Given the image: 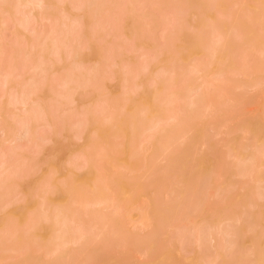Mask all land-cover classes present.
Returning a JSON list of instances; mask_svg holds the SVG:
<instances>
[{
    "label": "rangeland",
    "instance_id": "obj_1",
    "mask_svg": "<svg viewBox=\"0 0 264 264\" xmlns=\"http://www.w3.org/2000/svg\"><path fill=\"white\" fill-rule=\"evenodd\" d=\"M21 2L22 0H3L5 4L21 5ZM54 2L56 0H46V4H42L43 8L38 5H21L18 12L13 9L6 39L2 27L3 17H0V49L15 53L17 57L31 52L35 39L32 30L40 25L43 29L40 44L49 45L53 37L56 41L58 38V53L63 63L56 65L57 72L75 73L78 84L69 82L70 100L61 99L60 96L53 95L50 83L45 85L40 80L33 79L32 70L37 65H24L18 60L20 71L13 72L7 81V87H4V77L9 71L7 56L0 61V151L9 153L7 166L0 170V175L18 169L26 174L27 170L22 168L23 157L29 153L22 154L16 149L28 146L29 138L33 143L36 142L34 133L37 121H42L45 112L51 119L50 108L53 101L62 109L63 115L65 106L80 111L97 104L112 105L115 103L113 98L121 92L119 75L115 79L103 81L106 95L97 91V78L94 74L90 75L101 59V51L95 44L90 50L81 51L73 61H69L64 53V37L70 33L72 22L82 17L85 24L84 37L90 39L91 33L87 29L90 15H99L107 10L75 11L71 7L74 0H62L65 5L63 11L68 16L65 21L59 12L48 7ZM85 2L93 5L114 2L187 5L188 7L166 10L183 18L194 29L181 32L177 25L179 63L175 66V80H159L162 82L160 89L144 87L151 98L158 96L157 93L165 95L171 92H181L183 97L169 104H162L161 124L166 131L158 128L138 132L123 129L119 151L115 155L109 153L110 158L103 161L104 179L97 180L95 153H85L90 163L76 172V177L85 186V190L78 194L75 206L63 204L70 210L67 213L68 222L75 214L76 222L92 235L93 239L83 244L68 242L60 245L58 252L55 247L52 251L48 247L52 244L47 241L54 233V227L39 219L40 222L36 220L34 224V234L39 237V244L33 243L30 238H21L6 246L3 239L4 209L7 207V214L18 216L23 223L28 219L29 209L33 205L12 203L8 207L5 190L0 186V262L7 264L8 261L21 260L42 264L44 261L56 260L61 264H201L206 260L238 259L242 254L247 255L246 259L258 261L262 214L258 196L262 179L260 144L264 139V73L261 72L260 55L264 37L259 25L260 0ZM209 4L225 6L223 14L221 10L196 7ZM233 5L247 7L235 8ZM148 11L152 12V9ZM249 14L255 18L254 22H249ZM209 22L215 23L225 33V51L221 53L219 60L216 56L211 57L205 46L206 43L209 45L211 39ZM53 28L54 32L51 31ZM124 34L128 37L133 34L131 20L126 23ZM107 41L109 44L121 43L114 35L108 36ZM47 49L49 51L50 48ZM52 52L53 50L46 51L45 60ZM144 55L149 67L145 85L157 71L173 70L167 55L156 61L152 60L154 52L149 50ZM122 59L131 60L134 64L140 63L139 54L129 55L127 49L123 52ZM198 85H201L200 89L189 93L190 87ZM38 86V94L31 97ZM19 90L23 92L20 93ZM154 92L157 93L153 94ZM199 92H203V103L198 104L200 106L194 111L190 108L186 115L190 98ZM17 94L21 96L20 99H16ZM23 100L27 107L22 103ZM42 106L44 110L41 109ZM128 106L130 107L129 103L122 114L124 118ZM131 106L136 107L133 110L137 113V104L132 101ZM30 107H34L33 111L36 110V118L31 114L32 118L27 119L28 124H25L30 130L21 135L24 126L20 130V122L25 121L20 120L26 119V109ZM120 107H124L122 100ZM40 112L41 116L38 117ZM144 116L145 122L147 118ZM73 123L71 115L66 117L61 135L54 136L53 143L45 145L40 156L42 162L49 161L61 175L67 173V163L72 156L82 152L87 146V135L82 141L73 139ZM15 134L21 136L17 137ZM13 140L16 141L15 144L11 143ZM250 154H253L252 160L247 159ZM128 156L130 158L126 159ZM20 183L27 190L31 182L25 179ZM217 192L224 194V198L216 199ZM185 193L186 196L182 197ZM97 196L109 201L96 204L93 200ZM65 199L62 193L51 196L53 207L46 212L53 215L55 205ZM250 204L254 207H249ZM38 214L37 219L42 216ZM229 217L240 218V223L230 221ZM99 218L110 222L107 225L103 222L101 224ZM232 222L235 225L230 224ZM250 226H255L256 230L250 232ZM234 227L237 234L232 230ZM183 237L189 238L184 240ZM248 249H252L254 253Z\"/></svg>",
    "mask_w": 264,
    "mask_h": 264
},
{
    "label": "snow or ice",
    "instance_id": "obj_2",
    "mask_svg": "<svg viewBox=\"0 0 264 264\" xmlns=\"http://www.w3.org/2000/svg\"><path fill=\"white\" fill-rule=\"evenodd\" d=\"M20 4H0V17H3V30L6 33L8 30L9 22L13 18V9L17 12L20 9ZM44 7V5H39ZM50 9L57 11L61 16L68 20V16L64 13L65 5L62 0L48 6ZM71 7L75 11H83L84 9H106L107 11L99 15H90L89 23L87 25L88 31L91 33V38L84 37L85 24L83 18H79L72 22L70 33L64 37V53L69 61H73L81 51L90 50L91 46L95 44L101 51V59L96 63L90 75L94 74L97 78L98 85L97 91L101 95H106L105 89L102 86L104 80L115 79L117 75L121 79V92L117 97H114L115 103L97 104L95 107H90L87 110L77 111L74 108L69 109L67 106L63 109L58 107L55 102H52L50 108L49 120L48 115L45 114L41 120L37 121L35 129L36 142L33 143L29 138L28 146L16 149L19 153H29L23 157L22 168L26 169L25 172L17 170L0 175V186L5 190L6 199L9 201L8 207L12 203L33 205L28 212V219L23 223L18 216L8 215L7 207L4 209L3 219V239L5 245H10L13 242L24 238H29L33 243L39 244V237L35 236L34 224L37 220V214L43 213L47 217L46 209L53 207L50 197L57 193H62L66 199L60 204L55 205V210L59 212L63 204L75 206L77 203V196L85 190V186L80 183L76 177V172L83 170L90 163L88 156L85 153H95L97 180L104 179V169L102 167L103 161L109 159V153L115 155L120 148V140L122 139L123 126L120 123V117L127 108V105L137 95V93L145 86L149 89L155 90L158 86V81L164 79L166 82L174 81L176 78L175 66L179 63V50L176 45L179 42V33L177 32V25L180 26L181 32L184 30L194 31V29L187 25L185 20L177 17L173 13L166 11L170 8L188 7L187 5H166L161 3H139L128 4L114 2L110 4L93 5L86 3L85 0L74 2ZM210 9L221 10L225 6L218 4H209L204 6ZM235 8H246L244 5H233ZM259 25L262 37H264V0H260L259 5ZM148 9H152L149 12ZM249 22H254L255 18L249 14ZM131 20L133 23V34L128 37L124 34L125 25ZM49 24L51 21L49 20ZM208 27L211 31V39L207 51L215 55L216 51L223 45L225 37L222 32L217 28L215 23L209 22ZM42 27L37 25L33 28L32 34L34 36V43L32 50L29 53L21 54L19 57L15 53H9L6 50L9 71L4 77V87H7L9 77L15 71H20L18 60L24 65L34 63L37 67L33 68V79H38L42 84H51L53 95L60 96L61 99L70 100L69 82L78 84V77L75 73H60L56 70L58 63H63L60 60L58 51L50 54L49 58L45 60V53L47 51L46 44H40L39 40L42 35ZM51 31H55L53 28ZM158 33V35H157ZM116 36L121 42L119 45L116 43L109 44L107 41L108 36ZM127 49L129 55L132 53L139 54L140 63L134 64L131 60H123L122 54ZM152 51L155 55L152 57L153 61L163 58L165 55L168 57V63L173 65L171 72L163 70L157 71L152 79L147 80L145 85L144 80L147 79L149 74V67L147 57L144 55L146 51ZM261 72L264 73V46L261 48ZM39 86L36 91L31 93V97L38 94ZM158 94V93H157ZM121 100L124 107H120ZM25 107L27 104L25 103ZM136 111L141 116L146 115L147 109L142 104L137 105ZM69 115L72 116L74 123L71 126V134L73 139L82 141L83 137L87 135V146L82 152L75 153L67 163V173H61L53 167L49 161H41L40 156L45 145L53 143V137L61 135L65 118ZM161 122H156L155 127H159ZM21 126L24 122H21ZM154 130V129H153ZM15 144L16 141H11ZM143 147V144H141ZM14 154V153H13ZM9 153L0 151V170L7 166ZM54 159V157L52 158ZM251 163V162H249ZM260 192L259 199L262 205L261 221L259 224L260 232V259H239V260H206L201 264H264V139L260 144ZM27 179L30 181V186L25 190L20 183ZM216 199H223L224 194L217 192ZM254 207V205H249ZM60 217L57 215V222L59 223ZM236 223H240V218H237ZM68 221L65 219L61 225V233L65 236L68 235L64 229L67 228ZM73 242L75 244H83L90 239L92 235L86 232L81 224H78L73 214L72 220ZM255 226H250L249 231L254 232ZM233 246V250H234ZM43 250V249H42ZM59 246L57 247V252ZM249 252L252 249H248ZM7 264H31L29 261H8ZM42 264H61L56 260L44 261ZM191 264V262H190Z\"/></svg>",
    "mask_w": 264,
    "mask_h": 264
},
{
    "label": "bare ground",
    "instance_id": "obj_3",
    "mask_svg": "<svg viewBox=\"0 0 264 264\" xmlns=\"http://www.w3.org/2000/svg\"><path fill=\"white\" fill-rule=\"evenodd\" d=\"M46 4V0H22V2H21V5L22 6H33V5H42V4ZM28 18V17H27ZM25 21H26V18L24 19ZM24 20H22L23 22H25ZM21 22V21H20ZM224 32H222V34H223ZM224 36H225V33L223 34ZM55 37H53L52 38V40L54 39ZM51 40V42H49V45L47 46L46 45V48H50L51 50H53V52L54 51H59L58 49H60V48H58L59 47V43H57V41H58V38H57V41L56 40H53L52 41ZM59 42H60V40H59ZM46 43V42H45ZM208 44L206 43V49L208 48V46H207ZM225 46V45H224ZM224 46L222 45L217 51H216V54L215 55H212V54H210L209 52V54L211 55V57H213V56H216V58L219 60L220 59V56H221V53H223L224 51H225V49H224ZM49 49V51H51ZM48 51V49H47V52H49ZM69 85H70V83H69ZM71 86V85H70ZM24 87V86H23ZM200 87H201V85H198L197 87H195L194 88V86H192V87H190L189 89V93H193V92H195L196 90H198V89H200ZM160 88H162V82L161 81H159L158 82V86H157V88L156 89H160ZM23 89V88H22ZM20 91V93H22L23 91H21V90H19ZM33 91V90H32ZM179 92V91H178ZM157 92H154L153 94H156ZM148 92L145 90V88H143L139 93H137V95L131 100V102H129V104H130V107L127 109V112H125L124 113V115H125V118L124 117H122V115H121V117H120V123H121V125L123 126V129H125V130H128V131H136V132H138V131H140V130H142V129H146V130H155L156 128H158L159 130H162V131H166V129H165V127H164V125H162L161 123H162V121H163V118H162V115L160 114V109H161V106H162V104H169L170 102H173L175 99H177V98H181V97H183V94H181V92L180 93H176V92H171V93H169V94H162V93H158V94H156V95H158V96H156V97H148ZM18 95V94H17ZM19 97H21L20 95H18V97L16 98V99H18ZM23 97V96H22ZM203 97H204V95H203V92H199L197 95H195V96H192L191 98H190V101H189V105H188V108L189 109H187V111L188 112H186L185 111V113H187L186 115H188V113L190 112L189 110H190V108H191V111H194L193 109H197L202 103H203ZM20 99V98H19ZM18 101V100H17ZM132 101L133 102H135L137 105L138 104H142L143 105V107L144 108H146L147 109V113H146V118L147 119H145V122H144V120H143V118L145 117V116H140V114H139V112H134V110L133 109H135L136 107H134V106H131V103H132ZM139 103H138V102ZM20 102V101H19ZM22 103H26V101H24L23 100V102ZM198 104H200V105H198ZM197 105V106H196ZM40 106V105H39ZM194 106H196V107H194ZM36 108H37V106H35ZM194 107V108H193ZM34 107H30V108H27L26 109V114H28V115H26L25 116V118L26 119H24V120H20V121H25L24 122V125L27 123L28 124V121H27V119H31L32 118V116H33V118L35 117V112H36V110L35 111H33L34 109H33ZM121 108H123V107H121ZM42 110H44L43 109V106H42V108H41ZM41 110V111H42ZM28 111V112H27ZM32 111H33V113H32ZM39 111V110H38ZM35 113V114H34ZM184 113V114H185ZM31 114H33V115H31ZM39 114H41V112L40 113H38V117H40L41 115H39ZM45 114H46V112H45ZM44 114V115H45ZM43 115V116H44ZM23 118V117H22ZM36 118V117H35ZM122 118H124V120L122 119ZM180 119H179V122L178 123H180ZM156 122H161L160 123V126L159 127H155V124H156ZM20 124H21V122H20ZM26 126H28V125H26ZM26 126H20V130H21V127H23L22 128V133H21V135H25V134H27L28 132H29V127H26ZM26 127V128H25ZM25 128V129H24ZM24 130V131H23ZM20 132V131H19ZM16 135V134H15ZM18 135H20V134H18ZM18 135H16L17 137H19ZM20 135V136H21ZM15 136V137H16ZM131 156V155H130ZM130 156H128L126 159H129L130 158ZM252 158H253V154H250L248 157H247V159L248 160H252ZM244 168H246V167H244ZM243 168V169H244ZM188 192V191H187ZM190 193V192H189ZM184 195L186 196V193L185 194H182V197H184ZM187 196H188V193H187ZM258 196H259V194H258ZM107 201H109L108 199H106V198H102L101 197V199H100V197L99 196H97V197H95L94 198V200H93V202L94 203H96V204H99V203H102V204H105V203H107ZM69 206V205H68ZM67 206V207H68ZM55 209V208H54ZM67 209L69 210V208H66L64 205H62V207L60 208V210H59V212H57L56 210L54 211V213H53V215H49L48 213H47V217L45 218L44 217V214H42V213H40L42 216L41 217H39L37 220V222H40V220H42V222H46V223H49L50 225H52L53 227H54V233L50 236L51 238H49V240L47 241V242H49L50 244H52V245H50V246H53L52 248L50 247V246H48L52 251H54L55 250V248H57L58 246H60V245H62V244H66V243H68V242H73V237H72V235H71V232H72V225L70 226V224H69V222H71L70 220H69V222H68V225H67V228L66 229H64V231H66L67 233H68V235L67 236H65V235H63L62 233H61V225H63L64 224V222H65V219H67V221H68V216H67V213L69 212L70 213V210L69 211H67ZM48 209H46L45 211H47ZM68 213V214H69ZM57 215H59V217H60V220H59V223L57 222ZM37 216H39V214H37ZM40 219V220H39ZM71 220H72V218H70ZM229 219H230V221H236L237 219H235L234 217H232V218H230L229 217ZM99 220H100V222H101V224H102V222L104 223V224H106L107 225V223H109V222H107V220L105 221V219H101V218H99ZM106 222V223H105ZM230 223V224H232V225H235L234 223ZM235 229H233L232 228V230H233V232L235 231V233L237 234V232H236V227H234ZM234 233V234H235ZM186 237V236H185ZM189 238V237H188ZM188 238H184L183 237V239L184 240H186V239H188ZM234 243H235V241H234ZM48 245V244H47ZM55 247V248H54ZM49 249V252L51 251ZM48 251V250H47ZM251 253H254V251L252 250L251 251ZM220 255V254H219ZM219 255H217L218 256V258H221V257H219ZM242 256H244V257H242ZM237 257H235V258H233L232 260H239V259H246L247 258V255H244V254H242V255H239V257H238V259H236Z\"/></svg>",
    "mask_w": 264,
    "mask_h": 264
},
{
    "label": "clouds",
    "instance_id": "obj_4",
    "mask_svg": "<svg viewBox=\"0 0 264 264\" xmlns=\"http://www.w3.org/2000/svg\"><path fill=\"white\" fill-rule=\"evenodd\" d=\"M2 3H3V0H0V4ZM0 11H2V9H0ZM6 56H7L6 49H0V61H2L3 58ZM0 264H2V262H0Z\"/></svg>",
    "mask_w": 264,
    "mask_h": 264
}]
</instances>
